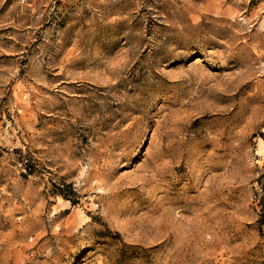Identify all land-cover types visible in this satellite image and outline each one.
Masks as SVG:
<instances>
[{"label":"rangeland","instance_id":"rangeland-1","mask_svg":"<svg viewBox=\"0 0 264 264\" xmlns=\"http://www.w3.org/2000/svg\"><path fill=\"white\" fill-rule=\"evenodd\" d=\"M0 264H264V0H0Z\"/></svg>","mask_w":264,"mask_h":264},{"label":"trees","instance_id":"trees-1","mask_svg":"<svg viewBox=\"0 0 264 264\" xmlns=\"http://www.w3.org/2000/svg\"><path fill=\"white\" fill-rule=\"evenodd\" d=\"M63 194H64V193H63ZM63 196L66 197V198H69V197H68L69 195L64 194ZM71 201H72L73 203H75V200H74V199H71Z\"/></svg>","mask_w":264,"mask_h":264}]
</instances>
